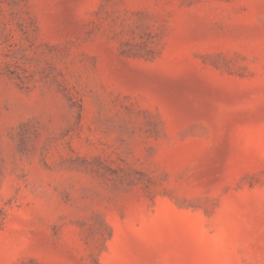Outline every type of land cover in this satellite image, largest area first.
<instances>
[{"label": "rangeland", "instance_id": "374dc122", "mask_svg": "<svg viewBox=\"0 0 264 264\" xmlns=\"http://www.w3.org/2000/svg\"><path fill=\"white\" fill-rule=\"evenodd\" d=\"M0 264H264V0H0Z\"/></svg>", "mask_w": 264, "mask_h": 264}]
</instances>
